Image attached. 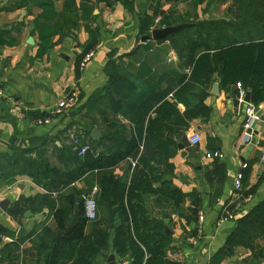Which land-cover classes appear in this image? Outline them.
Listing matches in <instances>:
<instances>
[{"label":"trees","instance_id":"trees-1","mask_svg":"<svg viewBox=\"0 0 264 264\" xmlns=\"http://www.w3.org/2000/svg\"><path fill=\"white\" fill-rule=\"evenodd\" d=\"M56 1L17 0L11 6L40 9L36 18L38 49L30 62L41 59L53 45L52 38L62 33L58 28ZM80 1L82 20H87L91 13L88 3L104 2L113 6L121 2L130 11L134 2ZM163 1L178 0H156L152 14L140 19L139 31L149 35L154 26L190 22L173 34L156 39L169 41L186 70L168 68L160 73L141 61L131 72L116 62L126 54L116 58L115 51L111 50L105 65L107 85L96 90L85 104L86 114L93 112L90 115L95 117L87 124V135L80 132L77 137L79 142L86 143V139L91 142L82 155H78L80 144L71 141L70 156L63 149L58 151V160L63 164V168H59L45 155L42 144L45 140L39 145L41 149L34 146L20 149L18 154L14 151L11 155L0 153V180L26 175L45 191L19 196L7 209L9 217L20 224L25 213L50 209L53 221L51 225L42 226L39 232H30L36 251L35 255L30 253V260L23 258L19 249L27 236L16 238L0 224V241L3 237L11 238L0 255V264H16L20 257L22 264H100L111 232L114 234L113 249L127 260V264H180L166 259L171 238L164 231L163 220L171 219L172 213L181 211L186 196L193 198L191 211L195 218L200 201L195 192L185 194L173 184L175 166L171 158L179 143L185 141L184 133L191 122L199 119L206 123L210 119L212 108L205 99L215 75L223 89L240 82L249 92L251 104L257 106L264 101V0H222L228 3L225 14L228 19L194 18L193 21L173 19L162 9ZM194 1L200 4L205 0ZM18 30L13 29L15 33ZM85 31L88 40L78 57L77 70L83 56L98 41L97 30L85 26ZM16 44V35L0 30V47ZM61 114L33 112L30 117L35 120L53 116V122ZM94 125L101 132L98 140L90 137ZM219 144L216 137L207 138L209 151H216ZM31 152H35V157L27 158ZM132 161H135L134 166ZM124 162H129L125 174L116 176L113 168ZM241 172L243 195L254 194L264 175L256 184L248 186L250 166ZM86 175H91L96 187L97 216L94 220L84 216L82 201L75 208L78 198L86 193L76 183ZM225 176V165L214 158L205 172L210 185V203L220 197ZM64 189L67 191L61 193ZM149 198L152 205H160L165 210L153 214L148 205ZM55 200H58L56 206ZM234 223L233 230L223 247L212 256L210 264H219L226 254H232L238 248L249 252L246 260H250V264L264 263V199L237 217Z\"/></svg>","mask_w":264,"mask_h":264},{"label":"crops","instance_id":"crops-1","mask_svg":"<svg viewBox=\"0 0 264 264\" xmlns=\"http://www.w3.org/2000/svg\"><path fill=\"white\" fill-rule=\"evenodd\" d=\"M16 1L0 0V30L11 31L17 37L15 46L0 47V153L11 155L14 151L18 154L20 149L34 146L41 149L39 145L45 140L42 142L44 147H41L45 149L44 153L50 163L63 168L57 157L58 151L63 149L62 151L68 152L70 156L73 135L75 132L83 133V124L87 126L86 121L90 123V119H94L95 116L90 115L93 112L86 114L85 104L96 90L107 85L105 65L108 60L107 53L111 50L115 51L116 58L126 54L120 59L117 58L116 62L131 72L136 70L141 61L160 73L168 68L186 70L179 63L168 40L157 41L150 38L145 42L140 41L143 36L139 31L140 19L152 14L156 0H134L130 11L126 10L121 2L113 6L104 2L88 3L87 7L91 8V13L87 20L81 19L83 12L80 0L56 1L58 28L62 33L56 34L52 38L53 45L46 54L33 62H30V58L35 56L38 49L36 18L40 9L36 6L11 8ZM206 1L208 0L200 4H196L194 0L163 1L162 9L170 13L173 19H228L225 17V5L211 4L205 7ZM85 26L97 30L98 41L91 49L94 51L92 59L77 70L78 57L88 40ZM15 28L19 29L17 33L13 31ZM29 37L33 38L34 44L27 43ZM133 49L136 51L128 54ZM213 85L217 86L215 92H212ZM236 92L235 85L221 88L215 75L209 87V96L205 99V103L212 108L210 119L206 123L199 119L193 120L184 133L185 141L179 143L183 148L178 147L171 158L175 166L173 184L185 194L195 192L200 204L194 218L191 211L193 198L186 196L181 204V211L178 214L172 213L171 219L163 220L164 231L171 238L170 248L166 252V259L169 261L180 264H210L212 256L223 247L235 226V220H218L222 210L232 200L235 177L247 166H250L248 186L256 184L259 177L264 175V162L260 158L263 134L257 135L263 126H256L258 133L254 130L255 136L252 140L243 141L244 103L239 101ZM63 96H68L69 105L50 124H36L30 117L33 112L49 113L56 100ZM261 105L264 106V101ZM179 108L182 110L183 107L179 105ZM93 128L97 126L94 125ZM97 130L99 131L98 128ZM192 133L201 136V142L197 146H191L188 142V136ZM208 137L219 139L217 150L222 154L219 160L226 167L221 195L212 203L209 197L210 185L205 179V172L211 167L213 160L206 157V153L211 152L207 148ZM85 142L91 144L87 139ZM26 157L34 158L35 152ZM128 163L114 167L113 173L123 176ZM94 185L91 175L84 176L76 183L78 188L86 191L89 187H95ZM66 191L67 189H64L61 193ZM44 192L43 188L26 175L15 176L12 180H0V200L9 201L7 209L21 195L31 196ZM53 196L57 194L54 193ZM262 199L264 178L255 193L238 209L237 217ZM151 200H148V205L152 207L153 214L165 210L160 205H152ZM57 204L58 200H55L54 206ZM7 209H0V224L12 231L16 238H19L17 232L20 228L25 230L21 236L27 237L20 243L19 249L22 257L29 259L30 253L36 254L33 249L34 237L29 234L32 230L39 232L44 225H51L52 211L44 209L40 213H25L21 223L17 224L9 217ZM113 237L111 232L100 264H104L110 254L114 255L119 264H127V260L114 251ZM8 242L10 241L4 239L0 241V255ZM248 256V251L238 248L234 253L226 254L219 264H250V260H246ZM21 261L20 257L16 264H22Z\"/></svg>","mask_w":264,"mask_h":264},{"label":"built area","instance_id":"built-area-1","mask_svg":"<svg viewBox=\"0 0 264 264\" xmlns=\"http://www.w3.org/2000/svg\"><path fill=\"white\" fill-rule=\"evenodd\" d=\"M158 18L156 19V21ZM94 51H88L79 63V67L83 68L93 57ZM235 87L237 89V98L240 102L244 103V121H243V136L242 139L245 142H249L255 136L254 130L256 126H263L260 130L259 134L263 137V143L261 145V154L260 158L261 161L264 162V119L261 120V116L264 115V106L263 105H253L251 103L244 102V97L248 92L247 89L240 83L236 82ZM69 105V99L66 96L60 97L56 100L55 104L53 105L50 113L52 115H58L63 112V110ZM53 116H45L44 118H36L34 122L39 125H47L50 124L52 121ZM73 142L80 146L78 150V155H82L86 149L89 147L87 143L79 142L78 138H73ZM188 142L191 146H197L201 142V136L198 133H192L188 136ZM206 157L209 159L222 158V154L219 150L214 152H207ZM135 161H132V165L134 166ZM242 172H239L234 180V193L232 195V200L228 204L225 209L222 210L221 215L219 217V222H223L226 220H236L237 211L241 207V205L249 199L250 195H243L242 191ZM95 192L96 187L91 188L90 193L83 194L82 204L84 210V216L88 220H94L97 216V204L95 200ZM199 219H202V215H200ZM4 240L11 241L9 237H3ZM124 264V263H121Z\"/></svg>","mask_w":264,"mask_h":264},{"label":"water","instance_id":"water-1","mask_svg":"<svg viewBox=\"0 0 264 264\" xmlns=\"http://www.w3.org/2000/svg\"><path fill=\"white\" fill-rule=\"evenodd\" d=\"M190 25V23L188 22H182V23H178V24H175V25H168V26H162V27H156V28H153L150 30V34L149 35H143L141 36L140 38V41L141 42H145L146 40L152 38V39H162L168 35H171L173 34L174 32H176L177 30L185 27V26H188ZM27 43L28 44H34V40L32 37H29L27 39ZM215 89H217V86L216 85H213L212 87V92H215ZM244 102L246 103H250V94L249 92L246 93L245 97H244ZM264 119V115L261 116V120ZM255 133L257 134V129L255 130ZM90 137L94 140H98L100 137H101V133L97 130V128H93L90 132ZM179 149H182L183 146L180 144L179 146ZM91 191V188L89 187L86 191V193H90ZM82 198L83 196H81L80 198H78L77 200V203L75 205V208L77 209L78 208V205L79 203L82 201ZM8 203L9 201L7 199H2L0 200V209L2 211H6L7 209V206H8ZM24 229L23 228H20L17 232V236H21L22 234H24ZM104 264H119L118 262L115 261V257L113 254H110L105 263ZM205 264V263H204Z\"/></svg>","mask_w":264,"mask_h":264},{"label":"rangeland","instance_id":"rangeland-1","mask_svg":"<svg viewBox=\"0 0 264 264\" xmlns=\"http://www.w3.org/2000/svg\"><path fill=\"white\" fill-rule=\"evenodd\" d=\"M211 4H213V5H220V4H222V5H225V7H226L228 3H224L222 0H208L204 4V6L205 7H209V5H211ZM66 97H68V96H66ZM92 120H94V119H92ZM90 121H91V119H90ZM80 122H82V121H80ZM86 123L87 124H90L87 121H86ZM83 125L85 126V130H83V133H84V136H86L87 135V132H85V131L87 130L88 127L85 124H83ZM77 137H79V133L75 132V134L73 135V138H77ZM73 138H72V142H73Z\"/></svg>","mask_w":264,"mask_h":264}]
</instances>
